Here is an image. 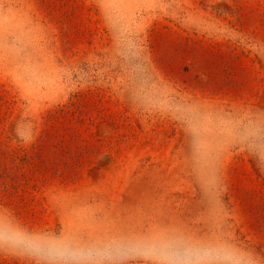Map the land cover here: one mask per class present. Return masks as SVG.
Returning a JSON list of instances; mask_svg holds the SVG:
<instances>
[{"label":"rangeland","instance_id":"374dc122","mask_svg":"<svg viewBox=\"0 0 264 264\" xmlns=\"http://www.w3.org/2000/svg\"><path fill=\"white\" fill-rule=\"evenodd\" d=\"M13 231L62 246L0 264H264V0H0Z\"/></svg>","mask_w":264,"mask_h":264},{"label":"clouds","instance_id":"9594fccd","mask_svg":"<svg viewBox=\"0 0 264 264\" xmlns=\"http://www.w3.org/2000/svg\"><path fill=\"white\" fill-rule=\"evenodd\" d=\"M4 243L12 246V248H23L24 252H39L44 249H54L61 247V242L52 241L44 237H37L27 234L25 231H13L9 233H0V252L6 251L3 247ZM9 254L20 255L11 249L7 250Z\"/></svg>","mask_w":264,"mask_h":264}]
</instances>
